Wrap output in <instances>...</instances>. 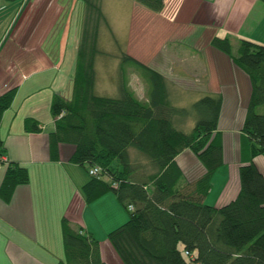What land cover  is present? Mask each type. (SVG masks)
Masks as SVG:
<instances>
[{"label":"trees","instance_id":"obj_1","mask_svg":"<svg viewBox=\"0 0 264 264\" xmlns=\"http://www.w3.org/2000/svg\"><path fill=\"white\" fill-rule=\"evenodd\" d=\"M81 1L82 28L71 94L55 92L52 97L54 127L48 132L49 150L55 158L60 143H72L69 159L88 173L80 187L85 200L112 191L127 212L126 220L107 232L123 263L264 264V173L255 162V156L264 154V43L239 37L233 48L229 35L210 39L213 47L247 74L250 92L241 126L238 191L225 203L209 204L204 198L211 176L223 162L222 136L217 129L221 92H204L188 106L177 105L169 95L168 78L123 51L118 93H96L99 29L109 23L101 0ZM136 1L155 12L165 6L164 0ZM129 68L144 80L146 97L138 96L130 86ZM14 93L15 86L0 93V119ZM188 116L194 124L184 130L178 124ZM24 126L28 131L41 129L32 116L25 117ZM2 144L0 140V155ZM185 147L205 168L193 179L185 176L176 161ZM132 151L145 162L135 160ZM5 161L0 197L8 201L16 185L28 182L29 172L24 164L0 157V162ZM93 165L99 166L95 174L89 173ZM60 224L64 257L55 264H106L100 241L90 231L73 224L67 215Z\"/></svg>","mask_w":264,"mask_h":264},{"label":"crops","instance_id":"obj_2","mask_svg":"<svg viewBox=\"0 0 264 264\" xmlns=\"http://www.w3.org/2000/svg\"><path fill=\"white\" fill-rule=\"evenodd\" d=\"M26 2L21 5V11ZM164 8H170L171 12L167 13L170 22L180 28L179 37L173 40L179 54L166 58L168 63L178 59L170 67V73L179 75L181 79H177L183 83L189 82L190 87L181 86V89L222 94L217 129L222 136L223 162L213 172L204 198L209 204L220 205L239 188L241 126L250 82L226 53L210 44V39L213 35H229L233 48L239 37L264 43V0H173L171 3L165 0ZM13 10L14 7L11 13ZM43 21L46 22L44 18H25L16 37L10 38V43L5 38L0 45V93L15 86L12 101L1 114L0 140L4 151L0 157L24 164L29 172L28 182L16 185L10 200L0 197V264H55L63 258L60 224L63 215L100 241L106 264H124L107 238V232L127 218L115 194L107 191L89 202L85 200L80 187L88 175L82 165L69 159L74 149L72 143H60L58 156L50 155L48 132L54 127L51 100L55 92L68 96L73 64L70 61L66 68L63 64L67 23L61 31L59 45H55L57 50L50 53L43 46L46 41ZM0 22L2 26L7 24ZM35 27H41V33ZM188 36L191 40L181 43L180 39ZM26 116L36 118L41 129L26 130ZM176 161L188 179L205 169L188 147L177 153ZM255 162L264 173V154L255 156ZM5 167L6 161L0 162V182ZM215 187L217 191L211 201L208 197Z\"/></svg>","mask_w":264,"mask_h":264},{"label":"rangeland","instance_id":"obj_3","mask_svg":"<svg viewBox=\"0 0 264 264\" xmlns=\"http://www.w3.org/2000/svg\"><path fill=\"white\" fill-rule=\"evenodd\" d=\"M24 1L19 3L15 0H0V21L7 22L5 26H2L3 23L0 22V45L5 38L10 43V38L16 37L19 30L22 29L25 18L30 17L36 20L44 18L46 22L43 21L45 24L43 31L46 34V41L43 46L46 51L55 53L56 47L60 43L61 31L67 23L68 40L63 64L65 67L72 61L74 66L82 28L83 2L81 0H44L43 2L30 0L25 3L24 9L21 11ZM171 1L173 0H170V3ZM101 6L109 26L102 24L99 29L97 45L100 51L95 57L94 91L96 93L105 95L118 93V65L121 52L126 51L149 66L159 69L163 74L165 73L164 75L170 82L168 85L169 95L175 104L188 106L203 94L197 90L181 89V86L188 85L190 87L189 82H181L177 79H181L179 75L169 71L170 67L175 66L173 62L178 59H172L173 62L168 63L169 60L166 58L179 54V47L173 40L180 35L177 33L180 28H176L167 15L168 12H171L170 8L168 10L163 8L161 11L155 12L136 0H101ZM12 7L14 10L11 13ZM35 28L41 33V27ZM190 40L189 36L180 39L183 44H187ZM55 45L57 46L55 47ZM167 52L168 57H166ZM128 71L130 86L138 96L146 97L144 80L135 69L129 68ZM70 94L71 86L67 95L70 96ZM193 124L194 118L188 116L184 122H180L178 125H181L184 130H189ZM129 150L137 151L133 147H130ZM135 151H132L133 158L145 162L141 154ZM81 168L88 175L86 169L83 166ZM216 191L215 187L208 197L209 200L214 201Z\"/></svg>","mask_w":264,"mask_h":264},{"label":"built area","instance_id":"obj_4","mask_svg":"<svg viewBox=\"0 0 264 264\" xmlns=\"http://www.w3.org/2000/svg\"><path fill=\"white\" fill-rule=\"evenodd\" d=\"M98 171H99V166L98 165H93L92 167L89 168V173H91V174H95ZM192 264H200V263L194 262Z\"/></svg>","mask_w":264,"mask_h":264}]
</instances>
